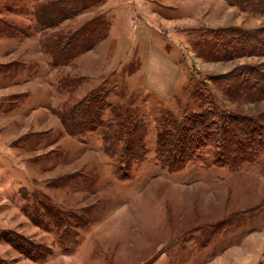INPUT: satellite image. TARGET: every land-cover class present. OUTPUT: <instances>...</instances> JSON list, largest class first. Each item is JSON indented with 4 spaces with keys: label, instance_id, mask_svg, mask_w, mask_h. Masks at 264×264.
<instances>
[{
    "label": "rangeland",
    "instance_id": "374dc122",
    "mask_svg": "<svg viewBox=\"0 0 264 264\" xmlns=\"http://www.w3.org/2000/svg\"><path fill=\"white\" fill-rule=\"evenodd\" d=\"M52 1L3 0L0 30L27 33V21L15 28L6 19L20 21L15 14L28 13V4L37 19V9ZM226 1L229 24L198 33L185 59L190 83L177 102L129 91L124 79L139 66L82 79L64 68L68 77L52 70L46 78L53 59L43 43L73 31L63 22L43 28L37 21L41 34L30 40L2 39L18 42L20 51L0 52L10 66H0V92L20 83L10 88L21 94L0 96V264H209L222 254L240 264V249L251 264H264L256 238L264 235L257 234L264 231V153L237 169L210 143L175 171L158 160L160 131L212 103L264 115V0L246 8ZM98 88L106 92L104 125L71 135L61 115ZM130 121L142 132L139 158L124 153L118 135ZM19 237L18 246L9 239ZM31 243L49 248L43 260L26 252Z\"/></svg>",
    "mask_w": 264,
    "mask_h": 264
},
{
    "label": "crops",
    "instance_id": "0c3cea01",
    "mask_svg": "<svg viewBox=\"0 0 264 264\" xmlns=\"http://www.w3.org/2000/svg\"><path fill=\"white\" fill-rule=\"evenodd\" d=\"M2 1L0 0V2ZM39 1L46 2L50 0H30L33 6ZM198 4L200 6L199 8ZM2 5L0 6L8 10L7 13L11 17H14L12 16L15 13L14 8L13 11L8 9L10 5L8 1ZM28 6L32 8L28 13L15 14V17H21V22L19 20L15 21L14 19L13 21L12 19L6 20L11 22L15 28L21 26L22 21H27L28 24L25 26L29 27V31L24 33L20 30H15L16 34H13V32L12 34L2 33L0 36V44L2 43V47L0 46L1 53H6V55L10 56L15 54L13 52L20 51L19 43L14 42L16 38L20 39L19 37H24L27 40L37 38L36 36L39 33L35 29L37 19L33 12V6H30V4ZM16 8L17 6H15ZM19 8L20 6H18ZM214 12H216L215 17L213 16ZM5 15V13L0 11L1 17H5ZM98 15H104L109 21L107 37L94 49L78 56L75 59L76 64H70L65 67H55L51 66L53 64H49L47 66L49 73L46 78H53L52 70L56 72L64 70L65 74L64 68L70 69L71 72L76 74L75 77L82 79L84 77L101 78L102 75L115 74L118 72L117 70L123 69L124 72V69L128 66H139L137 71L129 72L124 79L129 91L136 88V90L139 89L146 96L155 97L167 103L174 102V100L177 102L179 96H181V92L183 90L186 92L187 85L190 83L188 75L186 74L185 66L187 64L185 59L192 52L193 41L196 42L198 33L204 32L205 29L207 31L227 27L229 24V10L226 0H103L77 15L66 19L61 25L65 23L67 28H72L69 30H75ZM133 20H136V24H133ZM2 39H12L14 41L4 42ZM34 45L33 54L36 53L37 42ZM6 55L0 57V66L6 65L1 61L5 59L4 57ZM151 56L159 57L163 62V67L167 69L171 88L166 96L157 95L144 83V76L141 74V69L145 67ZM189 58L190 56H188ZM36 71H38V68H36ZM65 75L68 77V74ZM61 77L63 75L59 78ZM18 84L13 83L8 85L9 89L6 90L7 93L3 95L5 91H2L0 92V96L4 98L5 96L21 94V91H19L21 89L10 88ZM26 84L31 85L33 83L29 81ZM187 95L186 97L188 98L190 93ZM262 232L259 231L257 234H264ZM251 235L247 238H251ZM256 238L261 242V248H264V235L257 236ZM242 251V249L239 250L238 257L242 259L238 263L251 264L250 257L246 254L243 255L244 251L243 253ZM229 262V259L222 254L207 263L229 264ZM256 262L254 264H263L262 260Z\"/></svg>",
    "mask_w": 264,
    "mask_h": 264
},
{
    "label": "trees",
    "instance_id": "16d2710c",
    "mask_svg": "<svg viewBox=\"0 0 264 264\" xmlns=\"http://www.w3.org/2000/svg\"><path fill=\"white\" fill-rule=\"evenodd\" d=\"M102 1H52L41 5L39 11L37 9V21L43 28L55 27ZM233 1L239 7L246 8L261 0ZM4 32L5 30H0V34ZM108 32L109 21L104 15H98L69 33L47 38L43 47L52 56L53 66L62 67L72 63L78 56L94 49L107 37ZM242 32L246 35L254 33L247 30ZM101 89L92 90L68 111L63 112L61 119L68 133L75 135L86 130H95L99 125H104L102 117L103 109L106 106V92ZM211 105L209 109L195 114L191 118H186L185 121L173 128L160 131L157 140V153L161 165L174 171L181 169L196 157L197 151L205 143L214 145L221 158L225 159L224 163L233 169L241 167L243 163L252 161L259 154L264 153V132L259 129L262 128L261 123H264V115L246 116L222 110L216 103ZM134 123L130 121L127 126L122 125L118 135L124 141V153L139 158L141 151L138 152V145L142 138V132L137 123ZM9 239L18 246V242L21 243L20 239L22 238ZM26 242L28 241L26 240ZM28 244L24 243V245ZM31 244V251L23 247L28 254L32 255L33 260H43L49 253V248L44 244Z\"/></svg>",
    "mask_w": 264,
    "mask_h": 264
},
{
    "label": "clouds",
    "instance_id": "9594fccd",
    "mask_svg": "<svg viewBox=\"0 0 264 264\" xmlns=\"http://www.w3.org/2000/svg\"><path fill=\"white\" fill-rule=\"evenodd\" d=\"M145 85L157 95L166 96L171 88L167 69L157 56L149 57L145 67L141 69Z\"/></svg>",
    "mask_w": 264,
    "mask_h": 264
},
{
    "label": "built area",
    "instance_id": "2783aa9c",
    "mask_svg": "<svg viewBox=\"0 0 264 264\" xmlns=\"http://www.w3.org/2000/svg\"><path fill=\"white\" fill-rule=\"evenodd\" d=\"M136 22H134V24H135Z\"/></svg>",
    "mask_w": 264,
    "mask_h": 264
}]
</instances>
